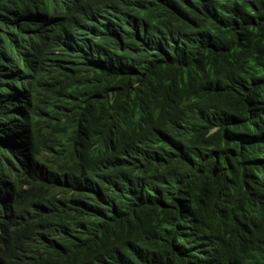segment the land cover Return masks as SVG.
<instances>
[{
    "label": "trees",
    "instance_id": "obj_1",
    "mask_svg": "<svg viewBox=\"0 0 264 264\" xmlns=\"http://www.w3.org/2000/svg\"><path fill=\"white\" fill-rule=\"evenodd\" d=\"M5 112L0 264H264V0H0Z\"/></svg>",
    "mask_w": 264,
    "mask_h": 264
},
{
    "label": "clouds",
    "instance_id": "obj_2",
    "mask_svg": "<svg viewBox=\"0 0 264 264\" xmlns=\"http://www.w3.org/2000/svg\"><path fill=\"white\" fill-rule=\"evenodd\" d=\"M12 116H13V113H9V114L6 113L4 115V117L2 118V120H0V126H1V128L9 129V127L11 126L10 121L12 120ZM2 152H5L8 155H10V160H7V157L6 158L3 157L2 156ZM13 161H14V157H13V154H12V147H10L9 145L8 146L7 145H4V144H2L0 142V167H2V165L9 166L10 163H12Z\"/></svg>",
    "mask_w": 264,
    "mask_h": 264
},
{
    "label": "rangeland",
    "instance_id": "obj_3",
    "mask_svg": "<svg viewBox=\"0 0 264 264\" xmlns=\"http://www.w3.org/2000/svg\"><path fill=\"white\" fill-rule=\"evenodd\" d=\"M2 156L5 158L7 157V160H10V155H8L7 153L2 152Z\"/></svg>",
    "mask_w": 264,
    "mask_h": 264
}]
</instances>
